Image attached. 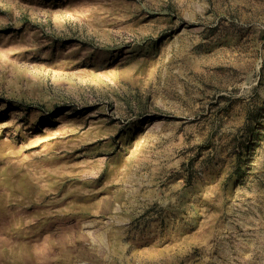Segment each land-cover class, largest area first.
Listing matches in <instances>:
<instances>
[{"label": "rangeland", "instance_id": "374dc122", "mask_svg": "<svg viewBox=\"0 0 264 264\" xmlns=\"http://www.w3.org/2000/svg\"><path fill=\"white\" fill-rule=\"evenodd\" d=\"M0 264H264V0H0Z\"/></svg>", "mask_w": 264, "mask_h": 264}]
</instances>
